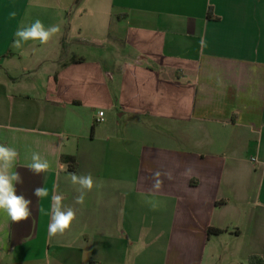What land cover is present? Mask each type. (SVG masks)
<instances>
[{"label":"crops","instance_id":"crops-1","mask_svg":"<svg viewBox=\"0 0 264 264\" xmlns=\"http://www.w3.org/2000/svg\"><path fill=\"white\" fill-rule=\"evenodd\" d=\"M37 19L60 31L14 47ZM0 144L32 213H0V264H264V0H0Z\"/></svg>","mask_w":264,"mask_h":264},{"label":"clouds","instance_id":"clouds-1","mask_svg":"<svg viewBox=\"0 0 264 264\" xmlns=\"http://www.w3.org/2000/svg\"><path fill=\"white\" fill-rule=\"evenodd\" d=\"M16 13L10 12L9 19H15ZM60 31L58 26H50L45 28L44 24L39 20H35L28 26H22L15 32L17 39L13 41V46L21 47L22 42L29 40L39 41L40 44H46L48 41ZM203 44V40H201ZM19 153L15 147H9L0 144V213L6 215L10 222H21L27 220L31 216V201L23 195L16 194V183L22 182L18 172L14 171L17 165ZM36 174L45 173L51 170L50 161L41 156L38 152H31L29 162L22 164ZM73 185H78L76 189L79 195L76 197L77 204H83L86 191H91L94 186L93 177L88 175L70 174ZM159 187V184L156 185ZM34 195L39 200L48 197L49 191L46 187H37ZM63 196L53 193L51 196V221L48 224L47 234L49 238L58 234L63 235L68 230L75 219V211L71 207L62 205ZM40 211L47 214L46 210L41 208Z\"/></svg>","mask_w":264,"mask_h":264},{"label":"trees","instance_id":"trees-1","mask_svg":"<svg viewBox=\"0 0 264 264\" xmlns=\"http://www.w3.org/2000/svg\"><path fill=\"white\" fill-rule=\"evenodd\" d=\"M62 161L65 164H69V172L71 173H75L77 170V163L74 157H67L64 156L62 157ZM225 202H219L218 205H223ZM224 233V231L219 230V229H215V228H210L208 231L209 236H219L222 235ZM251 264H261V260L257 259V258H252L251 259Z\"/></svg>","mask_w":264,"mask_h":264},{"label":"built area","instance_id":"built-area-1","mask_svg":"<svg viewBox=\"0 0 264 264\" xmlns=\"http://www.w3.org/2000/svg\"><path fill=\"white\" fill-rule=\"evenodd\" d=\"M104 122V113H100V117L98 119V123H103Z\"/></svg>","mask_w":264,"mask_h":264}]
</instances>
